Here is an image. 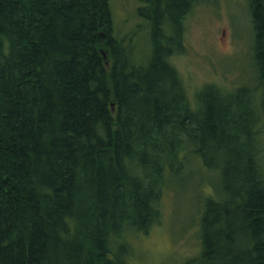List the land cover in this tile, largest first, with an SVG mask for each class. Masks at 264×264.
I'll return each instance as SVG.
<instances>
[{
    "label": "trees",
    "instance_id": "16d2710c",
    "mask_svg": "<svg viewBox=\"0 0 264 264\" xmlns=\"http://www.w3.org/2000/svg\"><path fill=\"white\" fill-rule=\"evenodd\" d=\"M142 1L145 50L110 0H0V264H128L193 168L219 179L194 263L264 264V0L254 84L195 102L171 58L198 0Z\"/></svg>",
    "mask_w": 264,
    "mask_h": 264
},
{
    "label": "rangeland",
    "instance_id": "374dc122",
    "mask_svg": "<svg viewBox=\"0 0 264 264\" xmlns=\"http://www.w3.org/2000/svg\"><path fill=\"white\" fill-rule=\"evenodd\" d=\"M110 4L115 37L145 50L150 26L138 13L145 2L110 0ZM253 42L248 0H198L185 21L186 49L171 58L190 99L195 102L197 93L210 84L231 92L239 85L254 84ZM193 169L167 188L161 224L148 235L133 238L128 264H196L204 202L213 186L219 190V179L206 169Z\"/></svg>",
    "mask_w": 264,
    "mask_h": 264
},
{
    "label": "water",
    "instance_id": "95a60500",
    "mask_svg": "<svg viewBox=\"0 0 264 264\" xmlns=\"http://www.w3.org/2000/svg\"><path fill=\"white\" fill-rule=\"evenodd\" d=\"M102 54L107 61L106 66L109 68L111 65V62L108 60V53L106 51H102ZM112 108H113V112H115V104L112 105Z\"/></svg>",
    "mask_w": 264,
    "mask_h": 264
}]
</instances>
